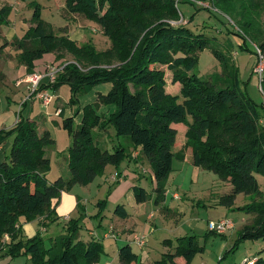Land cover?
I'll use <instances>...</instances> for the list:
<instances>
[{"label":"trees","instance_id":"trees-1","mask_svg":"<svg viewBox=\"0 0 264 264\" xmlns=\"http://www.w3.org/2000/svg\"><path fill=\"white\" fill-rule=\"evenodd\" d=\"M213 2L224 14L231 11L226 0ZM30 4L34 7L31 18L34 25L21 39L14 40L20 51L19 64L33 74L34 61L45 54L54 53L57 61L64 58V53L75 59L61 64L54 83L41 84L39 90L55 92L63 85L68 86L67 104L74 106L77 115L81 95L104 83L111 84V89L105 95L98 94L93 104L81 109L78 125H74L73 118L62 121L61 127L71 140L67 179H47L50 160L45 149L53 141L48 132L38 133L36 123L21 114L33 97L23 101L15 125L0 130V146L10 143L4 161L0 162V252L5 248L6 257L29 256L32 264L100 262L103 244L79 239L81 219H70L71 224L62 234L50 238L47 247L38 234L24 238L22 224L39 220L38 226L43 227L49 220H56L55 206L62 192L75 185L87 186L103 174L106 166L117 169L130 157L121 144L113 147L112 152L99 148L94 130L106 132L111 128L117 138L129 139L131 148L139 151L136 161H146L151 169L153 192L158 200L165 193L173 160L184 158V150L172 152L177 135L173 124L187 128L183 147L191 149L192 165L230 184L229 193L220 197L218 203L252 215V221L242 227L239 240H264V194L255 177L264 176V133L259 127L264 110L261 103L256 104L238 88L231 55L216 49L215 39L177 24L183 15L175 0H65L67 14L95 23L110 41V48L104 52H97L91 43L77 44L63 35L64 30L61 35L53 33L41 18L40 5L33 1ZM9 13L8 7L0 9V24L9 26L6 20ZM190 21L189 18L187 22ZM237 35L245 44V37ZM258 48L264 54V44L260 43ZM206 49L218 60L221 72L204 81L195 70L199 53ZM111 53L118 61L113 67L108 66L111 64L107 60ZM163 66L171 73L170 83L179 86L178 95L166 91ZM262 89L264 92V75ZM100 106L111 111L100 114ZM118 182L114 181L113 186ZM132 193L137 204L148 199L140 186H134ZM240 194L259 200L234 207ZM76 207L80 211L79 203ZM113 213L121 219L127 216L121 205ZM163 244L173 250L163 253L153 264H191L202 251L191 235L176 239L175 246L166 240ZM117 256L119 264H140L129 242L119 247ZM255 260V264H264V249Z\"/></svg>","mask_w":264,"mask_h":264},{"label":"rangeland","instance_id":"rangeland-1","mask_svg":"<svg viewBox=\"0 0 264 264\" xmlns=\"http://www.w3.org/2000/svg\"><path fill=\"white\" fill-rule=\"evenodd\" d=\"M17 1L18 2L15 0H4L5 3L0 5V9L8 7L10 13H12H9L6 18L9 26L0 24V48L4 49L5 55V58L0 57V72H3L4 75L8 77L7 82L0 81V101L2 110H5L7 106L10 105L8 108L10 109L11 121H15V118L17 119V115L24 105H22L23 101L16 100L15 102H10L7 100L8 97L12 98L13 96L12 93L8 94L12 88L11 81L13 78L11 79L10 77L16 74L15 68L18 64L14 59L9 58V55H13V51L17 50L14 45L15 31H17L19 35L23 32V30H19L17 27L21 26L19 23L20 20L22 22L30 21L29 23H31L32 26L34 25V22L31 20L34 7L30 2L33 1L40 5L41 18L47 23L48 28L52 30L53 33L61 35L65 26H75V29H77V26L80 25L82 26L80 32L73 34L70 40H75L79 45L91 43L97 52H104L110 48V41L102 35L99 27H97L95 23L84 19L82 16H78L74 20H70V18L67 17L65 0ZM175 1L178 4L179 11L183 15V18H181L177 24L186 25L194 33H202L215 39L213 46L223 52L227 51L233 58V62L237 69L238 88L242 92H246L250 98L259 105L261 93L258 89L259 81L257 75L254 73L258 58L255 52H253V47H258L260 43L264 44V0H226L231 9V11L226 14L214 4L213 0ZM26 13L30 18L29 21L19 18L20 16H26ZM189 18L191 21L188 23L187 21ZM85 22H88V25ZM244 23H249L250 26L245 27ZM171 24L174 25L172 22ZM84 25H86V27ZM237 34H242L245 37V44L243 43L242 37ZM51 55H54V53L46 54V56L49 57ZM64 57H66L65 62L75 61L74 57L69 53H64ZM40 59L35 60L34 63L39 62ZM107 60H110L111 65H108L109 67H113L118 63L114 53L109 54ZM55 61H57L56 58ZM48 64L61 67V65H55L53 62H49ZM48 64L43 65L45 66ZM80 66L84 67L82 63ZM11 67H13L14 70L9 74L10 72H7V69ZM104 67L107 66L104 65ZM161 68L165 72L168 92L170 94L177 93V89L170 83V72L167 71L164 66ZM220 72V64L209 49L199 53L195 73L201 77L202 80L206 81L211 76L220 74ZM47 80L45 79L44 81ZM61 87L67 90V96H69V87L66 85ZM26 95V98H24L25 100L29 96V91ZM36 100L42 105L40 100ZM261 120H264V117L260 119L259 122ZM259 127L262 133H264V129L260 124ZM177 128L178 133L172 151L177 152L179 150H184V158L183 160H178L176 158L173 160V171L167 181V190H169L170 193H167L166 203L162 200H158L154 203L157 197L152 190L153 186H151L149 179L151 174L148 171V164L141 163V166H136L134 163L131 164L132 174L137 173L141 176L140 180L134 182L138 186L141 185L148 195L143 209L144 215L138 219V223L141 224L148 214L153 213V217L149 222L157 228V232L150 237H146L145 246L139 247L136 246L135 243L130 242V246L137 254L140 264H153L161 258L163 253L168 252V248L170 247L164 246L163 241H165V239L170 242L171 246H175L176 239L186 235L195 236L196 244L198 247L202 248V251L196 254L191 264H240L244 259L259 258L261 256V251L264 249V240H239V233L243 225L249 224L252 221V215L245 214L238 210H230L228 207L218 203L220 197L229 193L230 184L221 180L214 173L207 172L192 165L191 149H185L183 147L186 140L185 135L181 134V129L179 127ZM64 133L67 135L66 131H64ZM101 134L102 132L97 130L93 131L94 141L99 148L112 152L113 147L121 144L125 148L126 154H130L131 146L127 137L117 138L113 129L110 130L109 134L103 136ZM46 149L47 155H49L48 148ZM127 162V159H124L117 169L114 166L108 165L104 169L103 174L96 176L94 181L88 184V186L75 185L65 192L78 196L83 201L80 208L81 212L78 209L73 210L72 208L60 214L55 213L56 220H49L43 227L37 226L40 223L39 220L23 223V237L32 238L38 234L47 247L49 246L50 237L55 234H62L64 229L71 224V221H69L70 219H81L77 230L79 231V239L83 242L100 241L104 244V252L101 255L100 263L109 262L118 264L116 259L117 250L119 247L127 245L128 242L126 240L117 239V244H115L114 239L110 240L104 238L105 232L110 230L109 228H112L113 224L117 225V220L119 218L114 216L113 213L117 203H111L107 200V197L110 195L107 196L108 190H113L115 187H113V183L105 178L114 171H117L121 173V181L126 179L127 182L128 175L126 176L125 174L127 170H130V168L127 167ZM49 175L52 181L56 179L54 173ZM62 177L64 179L69 177L67 171L62 172ZM255 177L260 190L264 194V176L255 175ZM173 193H176L179 199H173L171 202ZM133 199L132 197V200ZM254 199L259 200V198H255V196L248 197L242 194L237 195L234 207L243 206ZM102 201H105V203H103L102 206L98 205L99 202ZM122 201H125L124 197ZM165 207L169 208V214H165L163 210ZM65 213H67L70 218L66 219ZM113 216L116 219H114ZM224 218L230 220L232 226L235 224L234 230H228L221 236L215 235L208 230L207 224L209 222H217ZM40 221L44 220L40 219ZM175 224H180L179 228H176ZM114 234L108 233V235ZM129 234L131 237L130 240H132V232ZM139 234L141 235V232L137 233L135 236H139ZM4 250L0 252V264H32L29 256L20 254L16 257H6Z\"/></svg>","mask_w":264,"mask_h":264},{"label":"crops","instance_id":"crops-1","mask_svg":"<svg viewBox=\"0 0 264 264\" xmlns=\"http://www.w3.org/2000/svg\"><path fill=\"white\" fill-rule=\"evenodd\" d=\"M15 1L18 2L17 0H15ZM4 3H5L4 0H0V5L4 4ZM20 5H22V4H20ZM10 14H12V13H10ZM67 17L70 18V20H72V19L74 20L78 16L67 14ZM19 18L20 19L22 18V20H24V19H27L28 21L30 20L27 13H26V16H23V17L20 16ZM29 22H22L20 20L19 23L21 24V26H17V27L19 30H23V32L21 35H19L18 32L15 31V33H16V35L14 36L15 38L21 39L23 37L24 33L28 30V28L30 26H32V24ZM84 26L86 27V25H84ZM64 28L65 29L63 31L64 32L63 35H66L69 37V39H72L73 34L80 32V28H82V26L78 25L77 29H75V26L71 27V26L67 25ZM73 41H75V40H73ZM7 46H8V44H7ZM11 48H12V46H11ZM19 54H20V51L15 50V51H13V55H9V58L14 59L18 63L16 68H15L16 74L13 77H10L11 79L13 78L11 81L12 88L8 92V94L12 93L13 96H12V98H10V97L7 98V100H9L10 102H15L16 100H19L22 102L25 100L24 98H26V96H27L26 94L28 92L27 91V89H28L27 79L30 75H32V74L27 73L25 66L19 64L18 60L16 59V56L18 58ZM0 57L5 58L4 49H1V48H0ZM65 61H66V57L60 59L59 61H55V54L51 55L50 57L46 56V54H45V55H43L42 59L39 60V62L34 63L33 73H42L47 66V65L44 66L43 64H48L49 62H53L55 65H61V64H64ZM12 70H14L13 67L8 68L7 72L9 71L10 72L9 74H11ZM0 78H1V80H0L1 82H5V81L7 82L8 81V77L6 75H4L3 72H0ZM170 78H171V73L169 74V79ZM174 87H175V89H177V93H173L172 95H178V85L176 84V85H174ZM110 89H111V84L104 83V84H100V85L95 86L89 93L81 95L78 99L79 113H77V115L74 114V111H75L74 106L70 107L67 104L68 100H69L70 92H69V96H67V90L65 88H62V87L55 92H53L51 90H46L50 95H52V100L46 107L39 104V102L36 99H34V100H32V102L28 106L25 107V109H23V111L21 113L22 116L28 117L29 119H31L32 121H34L36 123L38 133H42L44 131L48 132L50 135V138L53 141V144L48 147V151L50 153L49 155H47V149H45V155L50 160V170L47 173V179L49 181H52L50 179V175H49L51 173L55 174L56 179L60 178V177L63 178L62 177L63 171H67V173L69 174L68 163H67V150H68V147L70 145L71 140H70V137L68 136V134L66 135L64 133L65 130L63 131V129L61 127L62 121L64 119H67V118H73L74 125H78L81 121V118H82L81 109L86 105L93 104L96 101L98 94L105 95L109 92ZM165 89L168 92L167 80H166ZM8 107H10V105H8L5 110H2L1 109V101H0V130L1 129H10L17 122L16 118H15V121L14 120L11 121L10 109ZM110 111H111V109L109 110L108 108H106L104 106H100L98 112L100 114H108V112H110ZM3 118H5V119H3ZM182 125L183 124H180V125L179 124H173L172 127L176 129L177 133H178L177 127H179L181 129V134L185 135L187 128L185 125H184L185 127ZM110 130H111V128L106 132H102L101 135L103 136L105 134H109ZM9 145H10V143L7 142V143L0 146V162L4 161L5 154L9 148ZM138 152H139L138 149L133 150L131 148V151L129 154L130 157L127 159V161H128L127 167H129L130 170H127V171L125 170L126 171L125 175L126 176L128 175V177H127L128 181L127 182H126V179L124 181H121V178H122L121 173H119L117 171H114L112 174H110L108 177L105 178L106 180H109L111 183H113L114 182L113 181L114 173L120 174V179L118 180L119 182L113 186L115 188L113 190H111V189L108 190L107 196L109 194L110 195L107 197V200H108V202L117 203V205H121L127 214L125 219L118 218V220H117L118 224L117 225L113 224L112 228H109L112 230L113 234L115 232L116 235L114 234L113 237L109 236L108 235L109 230L107 232H105V234H104V238L110 239V240L114 239L115 244H117V239L126 240L127 242L130 243V238H131L130 234H129L130 232H132L133 238L139 232H141V235H145L146 237H148V236L150 237L155 232H157V228H155V225H153L149 222L150 219L153 217V213L148 214V216L144 218V221L141 222V224L138 223V219L140 217H143V215H144L143 209L145 206V202L137 204L135 202V199L132 200V197L134 198L133 193L131 195L132 188L134 186H138L134 181L140 180L141 176L137 173L132 174L131 164L134 163L136 166H141V163L147 164V162L144 160L143 161H141V160L136 161V159L132 158V154L136 153L138 155ZM177 152H173V153H177ZM191 159H192V155H191ZM53 160H54V162H53ZM148 167H149V165H148ZM148 171L151 174V177L149 179L151 182V186H153L152 190H154L155 182H154V180H152L153 176H152V172H151L150 167L148 168ZM56 179H54V180H56ZM140 187H141V185H140ZM167 193H170V191L167 190V183H166L165 193L162 197H159L158 200H162L164 203H166ZM174 195H177V194L173 193V195L171 196V202L173 201V199H175ZM123 197L125 198V201H122ZM177 197H178V195H177ZM178 199L179 198H177L175 200H178ZM156 200H157V198H156ZM155 201H154V203H156ZM82 202L83 201L78 196L62 192L60 199H59V202L55 206V211H56V213L60 214L61 212H65V211L70 210L72 208H73V210H77V208H76L77 203H79L81 205V204H83ZM163 210H164L165 214H169V212H170L169 208H167V207L163 208ZM133 212H134V214H133ZM174 214L177 215L176 213H174ZM68 216L69 215L67 213H65L66 219L70 218V216L69 217ZM114 216H116V215L114 214ZM178 217H179V215H178ZM114 219H116V218L114 217ZM113 221H115V220H113ZM28 225H32V224H28ZM175 225H176V228H179L180 224H175ZM232 229L233 230L235 229V224H233ZM36 230H38V229H36ZM58 235H60V234H55L51 237L54 238ZM30 236H33V235H30ZM115 236H116V238H115ZM186 236H190V235H186ZM112 244H113V242H112ZM103 246H104V244H103ZM170 250H173V247L171 249L168 248V251H170ZM117 255H118V250L116 253V259L118 262V256Z\"/></svg>","mask_w":264,"mask_h":264},{"label":"built area","instance_id":"built-area-1","mask_svg":"<svg viewBox=\"0 0 264 264\" xmlns=\"http://www.w3.org/2000/svg\"><path fill=\"white\" fill-rule=\"evenodd\" d=\"M253 52L257 55L258 62L257 65L255 66L254 73L257 75L259 84H258V89L261 93V107L264 110V92L262 89V77L264 75V54L260 51V49L257 46L253 47ZM52 64H48L46 68L44 69L43 73H33L30 75L27 79V84H28V91H29V97H33L34 99H38L41 101L42 105L46 107L52 100V95H50L46 90H39L41 84H53L55 81V78L58 74L59 71H61V67H56ZM47 81H44V80ZM259 124L262 126L264 129V120H261ZM137 157V154H132V158L135 159ZM120 175L118 173H114L113 175V181L119 180ZM174 198L177 199V195H174ZM207 228L210 232H214L216 234H225L228 230H231L233 228L232 222L226 218L220 219L217 222H209L207 224ZM108 233H112V230L110 229ZM109 236H114V235H109ZM7 236L5 235L3 239L5 240ZM130 242H133L136 244V246L143 247L145 246L146 243V236L145 235H139L135 236ZM255 258L252 259H244L240 264H255ZM95 264H112L109 262L105 263H95Z\"/></svg>","mask_w":264,"mask_h":264}]
</instances>
